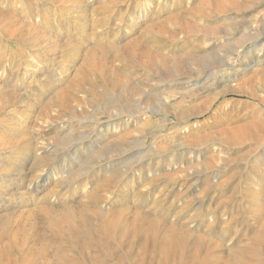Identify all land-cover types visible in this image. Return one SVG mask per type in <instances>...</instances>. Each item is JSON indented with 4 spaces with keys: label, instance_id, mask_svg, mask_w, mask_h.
Returning a JSON list of instances; mask_svg holds the SVG:
<instances>
[{
    "label": "rangeland",
    "instance_id": "rangeland-1",
    "mask_svg": "<svg viewBox=\"0 0 264 264\" xmlns=\"http://www.w3.org/2000/svg\"><path fill=\"white\" fill-rule=\"evenodd\" d=\"M1 1V10H15L16 14L27 6L28 14L39 16L35 24L60 43L49 48L46 42L47 46L41 42L29 46L8 39L0 29V86L3 94L11 91L12 104H16L6 117L15 127L2 124L14 136L9 139L11 146L0 147V217L33 210L38 226L28 231L22 243L26 253L46 243L51 256L66 251L78 264H139L136 250L125 254L97 229L106 215L120 209L140 210L163 224L186 228L192 235L187 237L186 254L196 237L217 243L225 252L249 245L259 229L257 218L264 213V141L238 150L216 141L213 134L226 128L230 119L225 122L226 115L217 110L227 102L249 105L240 113L238 108L231 111L232 118L264 110L259 100L264 92L257 93L254 100L229 92L236 83L234 75L245 79L252 75L246 68L264 63V3L260 15L248 11L245 19L237 17L236 27L225 30L226 35L206 43L185 35L172 22V16L178 14L197 22L191 11L200 0H104L102 4L107 5L101 6L106 10H99L96 0L54 8L44 0ZM45 16L48 21L40 19ZM217 20L218 25L225 23ZM249 25L255 27L252 38L248 36L253 32L246 30ZM162 29L169 32L163 34ZM130 39L140 41L141 56L119 50ZM88 47L103 50L107 59L103 73L83 66L81 52ZM145 54L153 59L148 66L141 61ZM156 58H164L165 67ZM179 58H183L182 64L175 70L171 61ZM260 85L253 83L252 89ZM222 90L229 93L212 110L199 115L205 102ZM59 91H65L61 99L56 98ZM88 206L93 211H86ZM82 207L84 219L63 227L70 228L72 238L54 233L43 212L46 208L57 215ZM1 245L11 250L8 241L2 240ZM259 248L264 263V244Z\"/></svg>",
    "mask_w": 264,
    "mask_h": 264
},
{
    "label": "bare ground",
    "instance_id": "bare-ground-1",
    "mask_svg": "<svg viewBox=\"0 0 264 264\" xmlns=\"http://www.w3.org/2000/svg\"><path fill=\"white\" fill-rule=\"evenodd\" d=\"M1 1V0H0ZM24 1V0H22ZM26 1V0H25ZM48 2L52 7L55 5L59 6H67V5H81L83 0H44ZM104 0H96L99 10H106L108 8L106 7V3L102 4ZM111 1V0H110ZM127 1V0H126ZM2 2V1H1ZM5 2V1H4ZM28 2V1H26ZM38 2V1H37ZM112 2V1H111ZM45 3V2H44ZM90 3V2H89ZM108 3V1H107ZM130 3V2H128ZM127 3V4H128ZM264 0H200L199 2H196L198 8L194 7L195 9L192 10L193 17L198 18V21H192L190 19H187L183 16H172V22H174L173 26L178 27L182 33H185V35H193L194 37L201 39L202 41H205L206 43L210 40L218 39L219 37L226 35V29L231 26H237L236 19L237 17H241L242 20L245 19L248 15V11H252V14L256 13L260 15L262 12L260 10V7L263 5ZM1 4V3H0ZM85 4V3H84ZM83 4V5H84ZM105 5L104 6H101ZM110 4V3H108ZM112 4V3H111ZM119 4H121L119 2ZM118 4V5H119ZM116 5V4H115ZM117 5V6H118ZM110 6V5H108ZM107 6V7H108ZM127 6V5H126ZM13 7V6H12ZM49 7V5H48ZM70 7V6H69ZM32 8V7H31ZM54 8V7H53ZM58 8V6H57ZM55 8V9H57ZM60 8V7H59ZM74 8V7H73ZM128 8V7H127ZM97 9V7L95 8ZM94 9V10H95ZM33 10V9H32ZM36 10V9H35ZM46 10V9H45ZM62 10V9H61ZM93 10V9H92ZM190 10V9H189ZM187 9V11H189ZM30 11V10H29ZM37 11V10H36ZM40 11V10H39ZM60 11V10H59ZM113 11V10H112ZM112 11L110 13L112 14ZM185 11V10H184ZM186 11V12H187ZM38 12V11H37ZM103 12V11H102ZM101 12V13H102ZM264 12V11H263ZM46 13V12H45ZM49 13V12H48ZM53 13V12H52ZM55 13V12H54ZM59 13V12H58ZM69 13V12H68ZM190 13V12H189ZM19 15V16H18ZM41 15V14H39ZM74 15V14H73ZM171 15V14H170ZM247 15V16H246ZM42 16V15H41ZM56 16V15H55ZM39 16L34 14H28V8L26 6L25 10H18L17 14L15 10H1L0 9V29L2 31V34L6 35L8 39H14V40H21L22 42L26 43L29 46H32L38 42L43 43L47 46L46 43H49L47 46L50 47H58L60 46V43L55 41L56 39L53 38L52 34H48L44 29L39 28L35 22L38 20ZM82 17V16H81ZM85 17V14H84ZM167 17V16H165ZM168 18V17H167ZM170 18V17H169ZM221 18V21L225 22L222 25L217 24V19ZM42 21H48L45 18H40ZM82 19V18H81ZM87 19V18H86ZM71 20V19H70ZM79 20V19H78ZM83 20V19H82ZM94 20V19H93ZM171 20V18H170ZM243 24L247 23L246 21H242ZM40 21V20H39ZM54 21V20H53ZM163 21H166L164 18ZM162 21V22H163ZM203 22L202 25H200V22ZM41 22V21H40ZM76 22V21H72ZM84 22V21H82ZM195 22V23H194ZM57 23V22H56ZM92 23V22H91ZM113 23V22H112ZM160 23V22H159ZM43 24V23H42ZM69 24V23H68ZM118 24V23H117ZM173 24V23H172ZM47 25V24H46ZM56 24H54L55 26ZM85 25V23H84ZM83 25V26H84ZM169 25V24H168ZM167 25V26H168ZM248 24H246L247 26ZM59 26V25H58ZM74 26V25H73ZM82 26V25H81ZM91 26V25H90ZM165 26V24H164ZM245 26V27H246ZM85 27V26H84ZM88 27V26H86ZM148 25L145 26L147 28ZM152 27V26H150ZM155 27V26H154ZM171 27V26H170ZM61 28V27H60ZM93 28V27H92ZM234 28V27H233ZM247 31H252V35H249V38H252L255 34V27L253 25H249V27H246ZM50 29V28H49ZM63 29V28H62ZM94 29V28H93ZM93 29H90L91 34L93 33ZM144 29V27H143ZM141 29V30H143ZM153 29V27H152ZM157 29V28H156ZM160 29V28H159ZM231 29V28H230ZM148 30V29H147ZM162 29L160 32H163V34H167L166 29L163 31ZM172 30V29H170ZM84 31V30H83ZM144 31V30H143ZM152 31V30H151ZM174 31V30H173ZM180 31V32H181ZM229 31V30H228ZM80 32V31H79ZM149 32V31H148ZM247 32V34H248ZM82 33V32H81ZM85 33V31L83 32ZM88 33V38L89 32ZM140 33V32H139ZM146 33V32H145ZM142 34V33H141ZM150 34V33H146ZM251 34V33H250ZM1 35V33H0ZM138 35V34H137ZM145 35V37H146ZM175 35V34H174ZM173 35V36H174ZM184 35V34H183ZM229 35V34H228ZM227 35V36H228ZM56 36V35H55ZM94 36V35H93ZM140 36V35H139ZM139 36H135L139 38ZM143 36V35H142ZM157 36V35H156ZM171 36V35H170ZM178 36V35H177ZM175 36V37H177ZM71 37V36H70ZM144 37V36H143ZM247 37V36H246ZM56 38V37H55ZM60 38V36H59ZM95 37H92L94 39ZM134 38V37H133ZM188 38V37H187ZM256 38V36L253 38V40ZM4 39V38H3ZM53 39V40H52ZM91 39V38H90ZM169 39V38H168ZM6 40V38H5ZM69 40V39H68ZM1 41V40H0ZM8 41V40H7ZM19 41V42H21ZM130 41V42H129ZM153 41V40H152ZM16 42V41H15ZM46 42V43H45ZM83 42V41H82ZM91 42V40H90ZM93 42V41H92ZM91 42V44H92ZM129 42V43H128ZM128 44L121 47L119 50H121L124 53H135L136 55L141 56V52L139 50V40L133 39L131 41L128 40ZM23 43V44H24ZM77 43V42H76ZM98 43V42H97ZM5 44V43H4ZM16 44V43H15ZM74 44V43H73ZM99 44V43H98ZM124 43H122L123 45ZM209 44V43H208ZM7 45V44H6ZM5 45V46H6ZM68 45V43H67ZM72 45V44H71ZM80 45V44H79ZM100 45V44H99ZM120 45V44H119ZM141 45V43H140ZM16 46V45H15ZM18 46V45H17ZM20 46H22L20 44ZM37 46V45H35ZM35 46L34 49H35ZM42 46V45H41ZM64 46V43H63ZM70 46V45H69ZM97 46V44H96ZM103 46V45H102ZM108 46V45H107ZM106 46V47H107ZM112 46V45H110ZM108 46V47H110ZM1 47V46H0ZM26 47V46H23ZM80 47V46H79ZM79 47H77L79 49ZM87 47V46H86ZM104 47V46H103ZM99 48V46H98ZM114 48V47H113ZM117 48V47H116ZM144 48V47H143ZM142 48V49H143ZM10 49V48H8ZM19 49V47H18ZM31 49V48H30ZM42 49V47H41ZM46 49V48H45ZM51 49V48H50ZM68 49V48H67ZM81 49V48H80ZM7 50V49H6ZM14 50V49H13ZM17 50V49H16ZM59 50V48H58ZM83 51L81 52V59L83 66H89L95 70H98L101 72L106 67L107 59L104 56V52L101 49L96 48H83ZM21 51V49H20ZM51 51V50H49ZM3 52V51H2ZM9 52V51H8ZM52 52V51H51ZM50 52V53H51ZM55 53V51H53ZM152 52V51H151ZM49 53V52H48ZM117 53V52H116ZM120 53V52H119ZM46 54V53H44ZM58 54V53H57ZM60 54V53H59ZM150 54V53H149ZM155 54V53H154ZM168 54V53H167ZM1 55V54H0ZM54 55V54H52ZM61 55V54H60ZM153 55V54H152ZM166 55V54H165ZM45 56V55H44ZM51 56V55H50ZM77 56V55H76ZM10 57V55H9ZM143 57V56H142ZM150 56L148 54H145L142 58V62L145 65H150L153 60L152 58H149ZM53 58V57H51ZM58 58V57H57ZM75 58V57H74ZM112 58V57H111ZM7 59V58H6ZM182 59H174L171 62L175 70H180V64H182ZM135 60V59H134ZM156 61L159 60V65L165 67L166 60L163 59H155ZM45 61V60H44ZM70 61V60H69ZM264 61V60H263ZM1 62V61H0ZM54 62V61H53ZM65 62V61H64ZM81 62V61H80ZM170 63V62H169ZM69 64V63H68ZM67 64V65H68ZM227 64V63H224ZM1 65V63H0ZM61 65V63H60ZM233 65V64H232ZM32 66V65H31ZM109 66V65H108ZM73 67V64H72ZM158 67V66H157ZM256 67L257 69H253ZM112 68V67H110ZM119 68V67H118ZM151 68V67H150ZM167 68V67H166ZM25 69V67H24ZM29 69V68H28ZM63 69V68H62ZM165 69V68H164ZM249 73H252L251 76L245 78V79H239L238 75H234L232 81L235 83L234 87L229 89V92L232 94H235L237 96H245L248 100H251L253 98H256L257 93L264 92V63H254L251 67L246 68ZM31 70V68H30ZM79 70V69H78ZM26 71V70H25ZM34 71V70H33ZM114 71V70H113ZM157 71V70H156ZM14 72V71H13ZM74 72V71H73ZM5 73V72H4ZM69 74V72H66ZM84 73V72H83ZM103 73V72H101ZM116 73V72H115ZM154 73V72H153ZM157 73V72H156ZM168 73V72H167ZM20 74V73H19ZM33 74V73H32ZM120 74V73H119ZM237 74V73H236ZM11 75V74H10ZM13 75V74H12ZM102 75V74H101ZM113 75V73H112ZM250 75V74H249ZM17 76V75H15ZM79 76V75H78ZM103 76V75H102ZM158 76V75H157ZM10 77V76H9ZM69 77V76H68ZM80 77V76H79ZM124 77V76H123ZM7 78V77H6ZM22 78V77H21ZM74 78V77H73ZM102 78V77H101ZM109 78V77H108ZM118 78V77H117ZM67 79V77H66ZM116 79V78H115ZM163 79V78H162ZM181 79V78H180ZM1 80V79H0ZM3 80V78H2ZM94 80V79H93ZM112 80V79H111ZM122 80V79H121ZM164 81V80H163ZM177 81V80H175ZM181 81V80H180ZM183 81V80H182ZM90 82V81H89ZM121 82V81H120ZM36 83V82H35ZM65 83V82H64ZM118 83V82H117ZM122 83V82H121ZM253 83H258L260 87L252 89ZM2 84V83H1ZM4 86V85H3ZM63 87V86H62ZM64 88V87H63ZM68 88V86H67ZM56 89V88H55ZM54 89V91H55ZM59 89V88H58ZM6 90V89H5ZM3 87L0 86V147H4L7 145L12 144L13 142L9 139L10 136H14L13 132H9L6 129L3 128L2 124H6V126L9 127H15L13 123H10L8 118H6L14 109V105L12 104L13 100H11V91L9 94H3ZM66 91V90H65ZM65 91H59L56 94L57 99H61L64 97ZM200 91V90H199ZM227 90L225 91H219L216 92L217 94L214 97H211L209 100L205 102V104L202 106L203 109H201L200 114H203L207 111H209L213 105L216 104V102L221 98L224 97L226 93H229ZM56 93V92H55ZM202 93V92H201ZM67 95V93H66ZM69 95V93H68ZM261 95V94H260ZM263 95V94H262ZM17 96V95H15ZM69 97V96H68ZM54 98V97H53ZM52 99V97H51ZM66 99V98H65ZM71 99V98H70ZM54 100V99H53ZM69 100V99H67ZM254 100V99H253ZM260 104H262L264 109V97L259 99ZM52 101V100H51ZM57 101V100H56ZM232 101V100H231ZM50 102V100H49ZM75 102V101H74ZM161 102V101H160ZM240 102V101H239ZM62 104V103H61ZM223 104V103H222ZM227 104L229 106V109L227 107ZM31 105V104H30ZM47 105V104H46ZM69 105V104H68ZM18 106V105H17ZM57 106V105H56ZM218 106V105H217ZM227 107L225 109L224 107ZM249 106L245 105L243 103H238V101L234 102H227L225 105H222L217 108L218 113H222V115H226L225 122L228 120L226 124V128L221 129L217 133L213 134L215 135V140L223 143L226 146L236 148L238 150H243L245 147L252 146H259L263 144L264 141V110L262 112L260 111H245L248 114H245L244 116H238L236 118H232L231 111L234 113L233 110L237 111L235 108H238V113L240 111H244V109ZM253 106V105H252ZM11 107H13L11 109ZM44 107V106H43ZM66 107V106H65ZM251 107V105H250ZM255 107V106H253ZM252 107V108H253ZM258 107V106H257ZM26 108V107H25ZM28 108V106H27ZM249 108V107H248ZM251 108V109H252ZM21 109V108H20ZM35 109V108H34ZM55 109V108H54ZM215 109V108H214ZM47 110V109H46ZM49 110V109H48ZM212 110V109H211ZM217 110H214L215 112ZM15 111V110H14ZM43 111V109H42ZM16 112V111H15ZM40 112V111H39ZM38 112V113H39ZM45 112V111H44ZM244 112V113H245ZM8 113V114H7ZM24 113V112H23ZM35 112H32V114ZM42 113V112H41ZM40 113V114H41ZM217 113V112H216ZM232 113V114H233ZM243 113V112H242ZM20 114V113H19ZM26 114V113H25ZM39 114V117H40ZM46 114V113H45ZM23 115V114H22ZM27 115V114H26ZM31 115V114H30ZM215 115V114H214ZM219 115V114H217ZM221 115V116H222ZM239 115V114H238ZM34 116V115H33ZM142 116V115H141ZM26 117V116H25ZM37 117V115H36ZM212 117V116H211ZM220 117V116H219ZM223 117V116H222ZM234 117V116H233ZM35 118V116H34ZM50 118V115H49ZM216 118V117H215ZM41 119V118H40ZM29 120V119H28ZM13 121V120H12ZM32 121V120H31ZM44 122V121H43ZM49 122V121H48ZM34 123V121H33ZM220 124V122H218ZM46 124V122H45ZM37 126V125H35ZM18 127V126H17ZM25 127V126H24ZM23 128V127H22ZM16 129V128H15ZM26 129V128H25ZM20 130V129H19ZM24 130V128L22 129ZM18 131V130H17ZM216 131V130H215ZM26 134V133H25ZM21 137V136H20ZM31 138H33L30 135ZM206 137V136H205ZM217 137V138H216ZM17 138V137H16ZM21 139V138H20ZM17 140V139H16ZM24 140V138H23ZM29 140V139H27ZM34 141V140H33ZM195 141V140H194ZM200 141V140H199ZM29 142V141H28ZM35 142V141H34ZM193 142V141H192ZM191 142V143H192ZM29 144V143H28ZM32 144V143H31ZM199 144V143H198ZM14 145V144H13ZM190 145V144H189ZM196 145V144H195ZM203 145V144H201ZM264 145V144H263ZM11 146V145H10ZM31 146V145H30ZM23 147V146H22ZM191 147V146H190ZM13 148V147H12ZM3 149V148H2ZM7 149V148H6ZM11 149V148H10ZM33 149V147H32ZM256 149V148H255ZM12 150V149H11ZM19 150V149H18ZM259 150V149H257ZM16 151V150H15ZM31 151V150H30ZM226 151V147H225ZM230 151V150H229ZM228 151V152H229ZM1 152V151H0ZM167 152V151H166ZM35 153V151H34ZM9 154V153H8ZM12 154V153H11ZM10 155V154H9ZM14 155V154H13ZM18 155V153L16 154ZM13 158V156H12ZM12 160V159H11ZM18 161V160H17ZM1 163V162H0ZM213 163V162H212ZM5 166V164H4ZM5 169V168H3ZM6 171V170H5ZM11 173V172H10ZM9 173V174H10ZM14 173V172H13ZM205 173V172H204ZM26 189V188H25ZM35 190V189H34ZM27 191V190H26ZM35 192V191H34ZM24 193V192H23ZM26 193V192H25ZM24 193V194H25ZM33 194V193H32ZM255 194V192H254ZM31 196V195H30ZM81 196V195H80ZM100 196V195H98ZM137 197V196H136ZM135 197V200H136ZM29 198V197H28ZM82 197H80L81 199ZM84 198V197H83ZM100 197H98L99 200ZM89 199V198H88ZM93 199V198H91ZM254 199V198H252ZM32 200V198H31ZM47 200V199H46ZM82 200V199H81ZM90 200V199H89ZM155 200V199H154ZM250 200V199H249ZM48 201V200H47ZM79 202V200H77ZM93 201V200H92ZM255 201V200H254ZM252 201V202H254ZM49 202V201H48ZM86 202V201H85ZM158 202V201H157ZM42 204V202H40ZM39 203V205H41ZM53 203V202H52ZM36 204V203H35ZM34 204V205H35ZM79 204V203H78ZM77 204V205H78ZM84 204V202H83ZM98 204V203H96ZM132 204V203H131ZM138 204V203H137ZM25 205V204H24ZM33 205V206H34ZM50 205V204H49ZM53 205V204H52ZM62 205V204H61ZM64 205V204H63ZM62 205V206H63ZM69 205V204H68ZM86 205V204H84ZM99 205V204H98ZM134 205V204H133ZM259 205V203H258ZM31 206V205H30ZM65 206V205H64ZM75 206V205H74ZM83 206V205H82ZM131 206V205H130ZM129 206V207H130ZM136 206V205H135ZM44 207V206H43ZM58 207V206H57ZM78 208V206H76ZM94 207V206H93ZM124 207V206H123ZM132 207V206H131ZM130 207V208H131ZM253 207V206H252ZM20 208V207H19ZM49 208V207H48ZM99 209V207L97 206ZM101 208V207H100ZM117 208V207H116ZM129 208V210H130ZM134 208V207H132ZM255 208H257L255 206ZM33 209V207H32ZM46 209V208H45ZM43 212L48 215L47 221L48 225L54 233H61L63 235H66L68 238H72L73 233L70 230V228L63 229L64 226H69L74 223V221L83 220L84 219V207L72 210L70 212L66 211L61 214H57L54 212H47L49 210H46ZM50 209V208H49ZM86 211H93V208L87 207L85 208ZM106 209V208H105ZM108 209H110L108 207ZM127 209V208H126ZM154 209V208H153ZM253 209V208H252ZM260 209V207H259ZM16 210V209H14ZM18 210V209H17ZM24 210V209H23ZM54 210V209H53ZM104 210V209H102ZM114 210V209H112ZM123 210V209H120ZM116 211L113 213H110L104 217V219L100 222V226L97 228L99 233L101 235L106 236L111 241L113 240L117 247L120 249H124L125 254H128L130 252H135L136 250V256L135 259L139 262V264H153L154 261H156V264H264L262 261H260L262 258L260 256L261 250L259 248V244H264V213L263 215H259V229L258 231L253 234V237L250 239L249 245L243 249L235 248L230 251H223V247L216 244H208L202 239L201 237L194 238L190 250L186 253L183 252L184 248L187 246L188 242V235L189 232L184 227H176L174 225H167L161 223L159 220L154 219L150 217L149 215L145 214L144 212H141L140 210H130V211ZM254 210V209H253ZM264 210V209H263ZM12 211V210H11ZM22 211V210H20ZM37 211V210H36ZM40 211V210H39ZM56 211V210H55ZM146 211V210H145ZM14 211H12L13 213ZM16 212V211H15ZM19 212V211H17ZM110 212V211H109ZM151 212V211H150ZM255 212V211H254ZM262 212V210H261ZM257 213V212H255ZM98 214V213H97ZM103 215V213L101 214ZM105 215V214H104ZM158 215V214H157ZM44 216V215H42ZM53 216V217H51ZM92 216V215H91ZM256 216V215H255ZM41 217V216H40ZM39 217V218H40ZM44 218V217H43ZM86 218V217H85ZM94 218V215H93ZM41 219V218H40ZM95 219V218H94ZM37 217L35 218L33 210H25V212H19L14 213L10 215H4L0 217V242L2 240H6L11 244V250L7 251V249L4 248V246H0V264H78V260L74 259L73 256L71 257L69 254L66 253V251L56 252L53 256H51V251L47 250L46 243L44 245H41L39 248H37L36 251L32 253H26L22 249V243L26 240L28 236V231L35 230L38 226ZM87 221V219H86ZM77 222V221H76ZM88 222V221H87ZM86 222V223H87ZM96 222V221H95ZM98 222V221H97ZM176 222V221H175ZM166 223V222H165ZM78 224V223H77ZM83 224V223H82ZM93 224V223H92ZM40 225V224H39ZM79 225V224H78ZM90 225V224H89ZM43 226V225H42ZM98 226V225H97ZM184 226V225H183ZM89 227V226H88ZM29 228V229H26ZM77 228V227H76ZM95 229V228H94ZM91 228V230H94ZM190 229V228H189ZM75 230V228H74ZM95 231V230H94ZM97 231V230H96ZM79 232V231H78ZM53 233V232H52ZM194 233V232H193ZM47 234V233H46ZM77 234V233H76ZM82 234V233H81ZM84 234V233H83ZM34 235V234H33ZM49 235V234H48ZM191 235V233H190ZM189 235V236H190ZM79 236V235H78ZM94 236V235H93ZM192 236V235H191ZM196 236V235H195ZM194 236V237H195ZM199 236V235H197ZM205 236V235H204ZM35 237V236H34ZM59 237V236H58ZM48 237L46 236V239ZM50 238V237H49ZM48 238V239H49ZM86 238V237H85ZM94 238V237H93ZM192 238V237H191ZM42 239V238H41ZM45 239V240H46ZM53 239V238H51ZM50 239V241H51ZM56 239V238H55ZM97 239V238H96ZM95 239V240H96ZM99 239V236H98ZM36 240V239H35ZM38 240V239H37ZM54 240V239H53ZM52 240V241H53ZM57 240V239H56ZM59 240V239H58ZM61 240V239H60ZM89 240V239H87ZM190 240V238H189ZM62 241V240H61ZM98 241V240H97ZM100 241V240H99ZM39 242V241H38ZM48 242V241H47ZM56 242V241H54ZM53 242V244H54ZM64 241H62L63 243ZM215 242V241H213ZM222 242V241H221ZM51 243V242H50ZM91 243V242H89ZM101 243V242H100ZM210 243V242H209ZM212 243V242H211ZM49 244V243H48ZM47 244V245H48ZM61 244V243H60ZM85 244L86 241H85ZM93 244V243H92ZM40 245V244H38ZM52 245V244H51ZM64 245V244H63ZM221 245V244H220ZM54 246V245H52ZM57 246V244L55 245ZM65 246V245H64ZM97 246V245H96ZM245 246V245H244ZM60 247V246H59ZM67 247V245H66ZM77 247V246H75ZM106 249H109V247L104 246ZM112 246L111 248H113ZM233 247V246H232ZM64 248V247H63ZM68 248V247H67ZM94 248V247H92ZM228 248V247H227ZM54 249V248H53ZM52 249V250H53ZM65 249V248H64ZM78 249V248H77ZM76 249V250H77ZM122 249V250H123ZM57 250V249H55ZM62 250V249H60ZM229 250V248H228ZM69 251V250H68ZM133 252V254H134ZM73 253V252H72ZM120 253V252H119ZM76 255V254H75ZM124 255V254H123ZM106 256V255H105ZM86 257V256H85ZM120 257V256H118ZM77 258V256H76ZM97 258V257H96ZM114 258V257H113ZM116 258V257H115ZM87 260V259H85ZM101 260V259H100ZM82 261V260H80ZM84 261V260H83ZM103 261V260H101ZM107 261V259H106ZM111 261V260H110ZM91 262V261H90ZM81 263V262H80ZM84 263V262H83ZM82 263V264H83ZM89 263V260H88ZM126 263V262H124ZM118 264L119 261H118Z\"/></svg>",
    "mask_w": 264,
    "mask_h": 264
}]
</instances>
